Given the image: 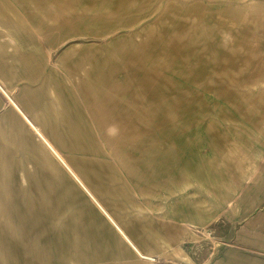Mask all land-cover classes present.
Wrapping results in <instances>:
<instances>
[{
  "label": "rangeland",
  "instance_id": "1",
  "mask_svg": "<svg viewBox=\"0 0 264 264\" xmlns=\"http://www.w3.org/2000/svg\"><path fill=\"white\" fill-rule=\"evenodd\" d=\"M57 1L64 4L67 13L86 9L93 12L96 9L94 13L99 14L102 13L99 9L105 7L106 28L102 25L95 27L91 38H73L72 35L68 41L59 40L56 46L42 38V32L36 31L33 34L39 35L36 39L45 47L40 60L37 59L44 76L32 81L20 78L15 80L11 77V67L17 69L21 61L26 59L16 54L18 48L12 42L11 34L19 32L11 29L17 25L33 24L26 13L22 14L20 7L6 0L11 3L10 10L0 14V143L9 142L1 133L5 131L6 135L11 123L16 121L35 141L38 140L32 126L17 111L11 98L22 108L25 101L30 109H35L32 115L37 117L46 116L50 108L60 117L71 106L68 92L63 91L60 98L59 93L56 95L46 87L52 74L65 75L62 63L71 48L76 52L85 48L95 50L100 61L109 56V52L103 48L109 45L114 49V45H121L129 60H115L123 67L127 66L126 69H119L117 74L123 75L122 80L125 77L130 81L129 102L126 103L131 104L137 98L135 103L145 117L150 119L149 115L154 116L158 112L156 116L160 121L165 118L171 121L166 134L178 155L175 159L183 157L187 161L186 183L184 185L179 181L178 173H181L182 168L177 162L172 175L175 183H171L169 188L164 187L162 182L156 188L143 187L131 174L121 169V161H116L114 155L108 152L96 126L92 124L93 133L97 136L95 144L104 153L91 157L95 163L94 182H87L77 176L104 211L131 238V242L137 244L138 238L150 251L151 226L167 225L175 220L174 217L178 219L185 215L191 208L190 202L195 203L198 211L203 210V219H200L199 214H189L191 220H201H197V224L192 223V228L201 233L199 236L203 241L201 244H193L191 262L198 264L209 258L222 241L223 232L219 228L225 220H218V216L231 212L230 205H225L218 215L217 210L212 209L217 199H226L230 192V175L225 170L230 171L231 165L241 163L240 158H244L242 153L264 151V139L260 136L264 135V0ZM42 18L45 26L56 24L47 15ZM67 18L75 22V17ZM96 18L100 24L104 23L102 17ZM111 57L115 56L111 54ZM76 59L75 55L72 61ZM84 69L87 71L80 70L79 75H92L90 65ZM113 72L116 71L113 69ZM74 94L80 98L79 92ZM73 110L79 111L81 119L90 123L91 117L84 101L80 100ZM69 117L73 122L77 116L69 113ZM29 118L38 127L39 122L31 115ZM46 129H50V126ZM57 158L64 167L69 168L60 155ZM28 168L31 169V166L24 164L22 154L13 150L12 144L11 152L0 150V175L10 183L12 181L15 187L29 186L24 174ZM73 180L131 253L113 257L112 250L105 245L111 241L108 235L104 236V241H93L90 238L88 247L81 245L80 241L81 251L77 254L80 257L87 254L88 260L74 261V264H154L157 259L141 258L119 235L102 208L93 202L77 180ZM97 191L101 192L103 198L98 196ZM10 204L12 207L6 208V218L0 219V226L3 224L5 228L4 235L0 236V251L3 252L0 253V264H22L33 259V256H26L25 245L35 242L38 237L30 234L29 226L34 225L26 222L28 218L23 219L30 208L24 209L12 202ZM55 211L61 215L58 209ZM11 213L22 215L16 221L21 228L20 236L12 234ZM22 219L27 225L22 223ZM53 223L57 225L59 220ZM23 226L27 229L26 234L23 233ZM143 227H149L148 231L143 232Z\"/></svg>",
  "mask_w": 264,
  "mask_h": 264
},
{
  "label": "crops",
  "instance_id": "2",
  "mask_svg": "<svg viewBox=\"0 0 264 264\" xmlns=\"http://www.w3.org/2000/svg\"><path fill=\"white\" fill-rule=\"evenodd\" d=\"M10 1L20 7L22 14L26 13L28 20L33 24L17 25L15 29H11L13 32H19L11 34V40L18 48L16 54L26 59L21 61L17 69L11 67L13 72L11 77L15 80L20 78L32 81L44 76L43 68L38 62L44 44L36 39L39 38L38 34H33L36 31L42 32L41 37L56 46L59 40L68 41L72 35L73 38H91L93 37L91 32L97 26L102 25L106 28L105 7L99 9L102 10L99 14L94 13L96 9L93 12L86 9L67 13L64 4L58 3L57 0ZM11 3L0 0V14L8 12ZM65 13L67 16L75 17V22L68 19ZM44 15L49 16L56 24L52 27L45 26L42 18ZM97 16L102 17L103 24H100ZM85 49L76 52L71 48L62 63L65 75L52 74L53 77L48 78L49 83L46 85L48 90H52L56 95L59 93L60 98L63 91L69 94L71 106L64 114L59 117L58 114H54V109L50 108L46 116L37 117L32 115L35 109H30L25 101L22 108L11 98L17 111L32 126L38 140L35 141L18 121L11 123L6 135L5 131L1 133L9 142L0 143V150L11 152L12 144V149L22 154L24 164L31 166V169H26L24 173L29 186L15 187L11 179L10 183L7 178L0 175V192L3 191L4 200L7 202L21 205L23 208L28 207L30 210L27 213H33L32 218L26 222L34 225L30 233L38 237L42 264L54 260L62 264L87 261L89 258L87 254H82L81 257L77 255L81 251L80 241L81 245L88 247L90 238L98 241L103 240L106 235L111 238V241L105 244L112 250L111 256L131 255L122 240L91 206L73 180H77L93 202L102 208L81 181L82 179L94 182L95 163L91 157L104 153L95 144L97 136L93 133L91 124L96 126L108 152L114 155L116 161H121V169L131 174L143 187L156 188L162 182L164 187L169 188L171 183H175L172 175L177 162L182 168L181 173H178L179 181L184 185L186 183L187 161L183 157L175 159L178 155L173 142L168 140L166 134L171 121L167 118L160 121L156 116L158 112L153 116V109L152 115L148 114L150 119L145 117L139 105L135 103L137 98L130 102L131 104L126 103L129 102L130 81L125 77L122 80L123 75L117 74L119 69H126L127 66L123 67L115 60V58L129 60L126 50L118 44L114 45V49L113 46L107 45L103 50H107L109 56L99 61L95 50ZM111 54L115 57H111ZM71 55L72 58L77 56L74 62ZM87 65L91 66L92 75H79L80 70L87 71L84 69ZM114 65L120 67L115 68ZM113 69L116 72H113ZM75 92L80 93V98L74 94ZM80 100L87 106L91 117L90 123L81 119L79 111H71ZM69 113L77 116L73 122L70 121ZM29 115L39 122L37 124L39 128L29 121ZM61 121L67 122V126L60 123ZM47 126H50V129H46ZM260 136L264 139V135ZM55 152L65 160L69 168L60 163ZM241 155L244 157L240 158L241 163L231 165L230 171L225 170L226 174L230 175V190L227 189L230 191L229 194L226 199H217V204L212 208L214 211L217 210L218 215L225 205L231 206V212L218 216V220H225L219 228L223 232L221 244L209 258L198 264H264V151L251 150ZM221 182L223 183V179ZM179 184L181 183H177ZM97 193L103 198L101 192ZM189 204L191 208L185 215L177 217L178 219L174 217L175 220L168 222L167 225L151 226V251L138 238L137 244L134 245L119 224L103 208L102 210L119 235L141 258L157 259L154 264H192L193 244H201L203 240L199 236L201 233L192 228V223L197 224L198 219L191 220L189 212L193 215L199 214L201 220L204 213L203 210L198 211L195 203ZM55 209H58L61 215ZM55 220H59L57 225L53 223ZM148 229L149 227H143L142 231ZM136 230L139 231L137 228ZM43 256L52 258L44 259Z\"/></svg>",
  "mask_w": 264,
  "mask_h": 264
},
{
  "label": "bare ground",
  "instance_id": "3",
  "mask_svg": "<svg viewBox=\"0 0 264 264\" xmlns=\"http://www.w3.org/2000/svg\"><path fill=\"white\" fill-rule=\"evenodd\" d=\"M55 155H56V157L58 156L57 153H55ZM2 192H0V219L6 218V216L8 214L7 211H6V208L11 209V207H12L11 204L9 202H7L6 200H5L6 201V204L3 205L4 197H3ZM19 215H21V214H12L11 213V230H12V234L13 235L16 234V235H19L20 236L21 228H20V226H17V223H16L17 218H18ZM32 216L33 215H30V213L28 214L27 212H25V214L23 215V219H27V218L30 219V218H32ZM23 219H22V221H23ZM22 223H24V221ZM24 224L27 225V223H24ZM0 225H1V221H0ZM29 229L30 230H33L34 227H30L29 226ZM4 231H5V228H4L3 224H2V227L0 226V236H3L4 235ZM26 232H27V229H26L25 226H23V233L26 234ZM7 234H8V236L11 235V233L10 234L7 233ZM30 234H32V233H30ZM25 248H26L25 249L26 256H33V259L31 261H29V260L28 261H24L22 264H42L41 261H40V251L41 250H39L40 247H39V241L38 240H36L35 242H28L25 245ZM8 251H10V250H8ZM0 253H3V252L0 251ZM37 257H38V259H37ZM54 261H51V263H53ZM12 263L14 264V262H12Z\"/></svg>",
  "mask_w": 264,
  "mask_h": 264
}]
</instances>
